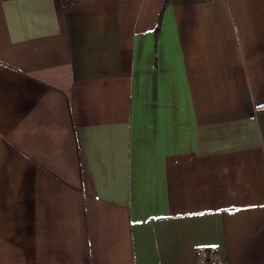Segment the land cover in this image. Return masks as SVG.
<instances>
[{
	"label": "crops",
	"instance_id": "0c3cea01",
	"mask_svg": "<svg viewBox=\"0 0 264 264\" xmlns=\"http://www.w3.org/2000/svg\"><path fill=\"white\" fill-rule=\"evenodd\" d=\"M264 264V0H0V264Z\"/></svg>",
	"mask_w": 264,
	"mask_h": 264
},
{
	"label": "built area",
	"instance_id": "2783aa9c",
	"mask_svg": "<svg viewBox=\"0 0 264 264\" xmlns=\"http://www.w3.org/2000/svg\"><path fill=\"white\" fill-rule=\"evenodd\" d=\"M199 264H217L213 259L215 255V249L209 248L207 250H200L199 252Z\"/></svg>",
	"mask_w": 264,
	"mask_h": 264
}]
</instances>
